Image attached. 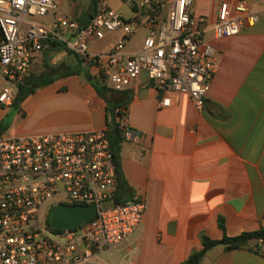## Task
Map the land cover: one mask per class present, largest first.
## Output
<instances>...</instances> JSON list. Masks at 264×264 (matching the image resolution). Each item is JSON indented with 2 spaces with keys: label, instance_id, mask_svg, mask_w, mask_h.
I'll return each instance as SVG.
<instances>
[{
  "label": "crops",
  "instance_id": "0c3cea01",
  "mask_svg": "<svg viewBox=\"0 0 264 264\" xmlns=\"http://www.w3.org/2000/svg\"><path fill=\"white\" fill-rule=\"evenodd\" d=\"M61 16L75 19L92 0H56ZM127 20L141 26L126 43L127 53L141 50L147 36L142 0H108ZM195 0L190 15L203 39L217 51L218 67L204 108L188 94L163 91L143 73L125 90L132 95L126 123L139 135L122 144L121 165L135 196L145 201L141 226L131 237L99 254L101 264H182L203 248L202 235L220 240L264 228V0H250L259 15L240 34L215 40L214 25L222 3ZM166 10H163V15ZM109 37L108 52L121 31L90 44L92 53ZM62 53L59 62H53ZM38 54L37 56H40ZM42 56V55H41ZM65 52L51 64H71ZM90 73L99 75L95 66ZM121 100L122 92L112 93ZM169 96L172 103L161 107ZM0 111L6 135L106 130L108 110L82 76L56 79L26 98L14 115ZM11 117H13L11 121ZM224 219L225 231L219 226ZM201 264H264L251 248H211Z\"/></svg>",
  "mask_w": 264,
  "mask_h": 264
},
{
  "label": "built area",
  "instance_id": "2783aa9c",
  "mask_svg": "<svg viewBox=\"0 0 264 264\" xmlns=\"http://www.w3.org/2000/svg\"><path fill=\"white\" fill-rule=\"evenodd\" d=\"M129 2L132 0H120ZM195 0H142L147 36L141 50L126 52V43L140 28L108 0H96V15L85 27L57 17L56 0H0V111L14 105L20 86L31 75L34 58L45 41L67 48L95 66L115 91H125L145 73L157 89L188 94L202 110L218 67L217 51L203 39L190 8ZM163 10L166 14L163 15ZM53 13L54 22L38 21ZM259 20L250 0L222 3L214 25L215 40L240 34ZM121 38L108 52L92 53L90 44L108 33ZM172 99L164 96L161 107ZM126 139L137 141L121 122ZM116 167L106 130L46 134H0V264H101L99 254L113 248L139 229L145 201L134 196L116 204ZM58 205H96L95 218L61 230L50 224L44 209L53 198ZM251 249L264 257V240Z\"/></svg>",
  "mask_w": 264,
  "mask_h": 264
},
{
  "label": "trees",
  "instance_id": "16d2710c",
  "mask_svg": "<svg viewBox=\"0 0 264 264\" xmlns=\"http://www.w3.org/2000/svg\"><path fill=\"white\" fill-rule=\"evenodd\" d=\"M96 15V0H92V4L86 10H84L79 16L75 17L81 27L88 25ZM66 52L67 57L72 60L71 64L62 61L58 64H51V60L56 53ZM42 71L39 73L31 72V75L20 86L19 93L15 99L14 105H20L26 98L34 94L39 88L46 87L52 84L56 79L60 77L68 76H82L84 77L96 90L98 96L106 102L108 110V123L106 133L111 143V149L113 152V160L116 167V174L118 179V188L114 197L116 204H126L132 200L135 196L133 189L128 184L121 165V150L122 144L126 141L124 131L121 128V122L124 117L128 116L129 104L132 99V95L129 91H115L108 87L106 77L104 74L94 76L90 73L91 63L87 62L78 54L72 52L67 48V45L62 42L47 40L42 47ZM116 94L122 92L124 97L121 100H117L115 96L111 100H108L109 93ZM112 107L117 108V120L112 123L109 118V110ZM117 129V131H115ZM0 134H4V129L0 124ZM50 223V220L48 221ZM51 224V223H50ZM220 228L225 231V222L223 218L219 220ZM203 248L199 251L193 252L190 257L182 264H201L206 257L207 252L217 245H224L227 250L251 248V244L258 240H264V228L253 231L244 232L237 236H228L224 234L220 240L211 239L206 235H202Z\"/></svg>",
  "mask_w": 264,
  "mask_h": 264
},
{
  "label": "water",
  "instance_id": "95a60500",
  "mask_svg": "<svg viewBox=\"0 0 264 264\" xmlns=\"http://www.w3.org/2000/svg\"><path fill=\"white\" fill-rule=\"evenodd\" d=\"M112 99V93L108 95V100ZM109 118L112 123L117 120V108L109 110ZM117 131V129H115ZM98 208L96 205H58L54 207L49 216L50 223L61 230H69L84 225L96 217Z\"/></svg>",
  "mask_w": 264,
  "mask_h": 264
},
{
  "label": "rangeland",
  "instance_id": "374dc122",
  "mask_svg": "<svg viewBox=\"0 0 264 264\" xmlns=\"http://www.w3.org/2000/svg\"><path fill=\"white\" fill-rule=\"evenodd\" d=\"M61 16L60 12L58 13L57 17ZM38 21H41V22H46V23H50V22H54V19H55V15L53 13H50L49 15L45 16V17H37L36 18ZM111 41V39L109 37H107L98 47H97V50L99 52H103L105 50H107V46L109 44V42ZM59 57H62V53L59 54V55H56L53 59V62H59ZM64 58L67 57V53L65 52V56H63ZM42 64H43V61H42V56H36L33 60V64H32V71L33 73H39L42 71ZM13 109V112H14V115H16L18 112H19V106H14L12 107ZM13 117H11V121H12ZM58 198L55 197L53 199H51L49 201V203L47 204V206L45 207L44 209V214L45 216L49 215V212H50V207L51 205H58Z\"/></svg>",
  "mask_w": 264,
  "mask_h": 264
}]
</instances>
